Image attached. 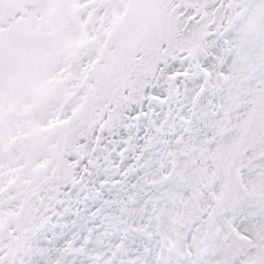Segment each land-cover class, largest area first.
Instances as JSON below:
<instances>
[{
    "label": "snow or ice",
    "instance_id": "obj_1",
    "mask_svg": "<svg viewBox=\"0 0 264 264\" xmlns=\"http://www.w3.org/2000/svg\"><path fill=\"white\" fill-rule=\"evenodd\" d=\"M0 264H264V0H0Z\"/></svg>",
    "mask_w": 264,
    "mask_h": 264
},
{
    "label": "rangeland",
    "instance_id": "obj_2",
    "mask_svg": "<svg viewBox=\"0 0 264 264\" xmlns=\"http://www.w3.org/2000/svg\"><path fill=\"white\" fill-rule=\"evenodd\" d=\"M81 259H86V257H77V260L79 261V260H81Z\"/></svg>",
    "mask_w": 264,
    "mask_h": 264
}]
</instances>
